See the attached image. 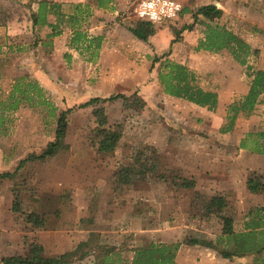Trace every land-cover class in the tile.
Returning a JSON list of instances; mask_svg holds the SVG:
<instances>
[{
  "label": "rangeland",
  "instance_id": "obj_1",
  "mask_svg": "<svg viewBox=\"0 0 264 264\" xmlns=\"http://www.w3.org/2000/svg\"><path fill=\"white\" fill-rule=\"evenodd\" d=\"M37 1L0 0V100L15 79L27 75L43 88L55 106L52 110L42 104L21 105L10 112L0 104V255L17 247L9 236L18 232L12 224L21 225L28 206L35 201L47 208H44L45 213L38 214L41 218L46 213L61 218L62 210L67 211L64 215L68 225L78 216L73 209L67 210L73 203L88 207L91 218L96 216V219L99 218L95 214L97 208H108L110 224L126 220L128 227L134 229L133 233L138 226L129 221L134 216L126 215V208L127 214L133 210L147 224L156 225L176 218L182 243L188 237L211 240L221 229L223 214L235 216L234 227L241 229V217H236L237 206L242 209V215L247 208L241 206L239 199L236 201L235 191L249 190L254 195L250 200L264 204V166H261L264 155L255 150L254 135L264 129V104L258 103L248 116L239 115L231 131L220 132L227 103L247 90L243 66L225 49L214 53L195 51L194 47L208 26H223L258 49L257 57H249L248 62L253 67L264 68V0H181L186 8L185 16L157 27L156 35L148 38L151 41H147V45L117 30L110 42L117 50L109 45V29L115 26H118L116 29L127 28L135 15L130 0H113L117 11L112 15V21L106 23L102 34L103 41L107 37L105 44L111 50L96 67L85 63L88 62L87 53H80L69 45L57 56L49 54L51 43L45 36L41 37L42 28L31 32L28 22L29 10H36ZM68 2L62 1L63 9L72 8L73 3ZM91 6L82 22L84 29L96 18L92 17L94 10L112 11L110 7ZM175 37L177 40L166 46L165 41ZM39 42L46 48L45 53L35 49ZM164 51H169L170 58L194 68L200 74L202 85L226 88L225 107L219 111H206L162 92L157 81V68L150 69L149 66L153 56ZM46 58L45 66L49 72L46 81L41 83L36 77L39 74L35 62L41 63ZM133 90L144 101L140 110L133 105L134 95H130L133 100L130 105L121 98L96 105L104 109L106 126L119 129L121 134L112 152L99 151L94 106L79 108L77 105L96 95L128 94ZM67 108H72L67 113L64 139L67 147L52 157L26 159L29 154H39L53 139L57 115ZM200 167L207 172L203 171L204 176L196 180L189 172L196 173ZM207 173L212 181L221 182L222 190L232 193H229L232 202L227 210L207 207L211 195L207 192ZM233 176L237 177L238 186L232 184ZM183 178L193 179V187H180ZM141 194L146 196L143 201L137 200ZM173 198L180 200L182 211L178 216L167 210ZM129 232L115 228L105 240L92 237L80 248L79 254L100 256L110 242L114 246L120 245L122 233ZM152 240L156 238L152 237ZM213 252L215 255L208 256L212 260L213 256H218ZM80 255L75 257V264L79 263ZM260 256L264 258V251ZM194 257H189L190 264H198V258ZM243 257L248 258L246 264H257L256 255Z\"/></svg>",
  "mask_w": 264,
  "mask_h": 264
},
{
  "label": "trees",
  "instance_id": "obj_2",
  "mask_svg": "<svg viewBox=\"0 0 264 264\" xmlns=\"http://www.w3.org/2000/svg\"><path fill=\"white\" fill-rule=\"evenodd\" d=\"M94 2L97 7L109 8L113 0H94ZM184 12L185 8H182L181 17ZM89 13L90 10L87 4H72V12L65 13L59 2L39 0L37 1L36 10H29L28 22L31 32H37L43 26L49 27L50 31L45 34V38L49 40V43H51L52 37L61 33V26H68L71 29L69 46L75 50H79L80 53H87L86 60L93 61L98 56L103 36L89 34L82 27V22H84L85 17ZM49 15L54 16L53 22L48 20ZM134 19L133 23L127 26V29L135 38L143 42H147L148 38L154 35L157 32V27L160 26L136 16ZM194 19L195 17L193 16V21ZM190 27L185 26L184 28ZM176 40V37L170 39L169 45ZM43 42L44 44L47 43ZM221 49L227 50L231 57L243 66L244 79L247 85V90L244 93L233 97L226 105L225 121L219 127L220 132L226 133L232 130L235 120L239 115H250L256 105L264 101V68L253 67L248 62L249 57H257L259 53L258 49L252 48L246 40L223 26H208L204 32V36L198 40L197 45L194 47L195 51L207 50L214 53ZM66 57H68V54H66ZM149 67L150 69L157 68V81L162 92L165 94L186 100L208 111L214 112L216 110L218 103L216 88L202 85L200 74L185 62L170 58L169 51H164L159 55L153 56ZM130 95H134L135 97L133 105H135L136 110L142 109L145 105L144 101L135 90L128 94L96 95L77 105L79 108L89 105L94 106L93 113L97 123L95 130L99 136L97 141V149L99 151L112 152L121 134L119 129L106 126L107 117L104 109L102 106L96 105L118 98H121L126 105H130L133 102V100H130ZM51 103L45 95L43 88L27 75H22L15 79L10 90L0 100V104L4 105L6 110L10 112L17 110L21 105L38 106L41 104L53 110L55 106ZM71 110L72 108H67L59 111L53 139H50L46 143L39 154H29L26 159L52 157L60 149L67 147L64 139L67 127V113ZM1 132L2 130H0ZM254 135L257 141L255 150L264 155V129L258 130ZM4 174L8 175V173ZM179 185L182 188L188 189L193 187L194 180L183 178ZM225 206V199L221 195L215 194L208 198L207 207L209 209L216 208V210L221 211ZM25 220L34 226L40 227L43 225V219L34 212H28L25 215ZM233 223V216L231 214H223L221 216V233L214 240H199L198 238L189 237L184 240V243L204 245L215 250L221 257L228 259L247 254L256 255L255 260L257 264H264V258L260 256L264 251V205L254 206L247 210L243 216L242 229L235 230ZM132 240H135L132 243L134 248H131L133 249V255L130 261L124 260V264H175L176 253L182 244V241L178 239L167 241L146 239L143 244H140V240ZM88 243L89 240L80 242L73 251H67L54 256H44L40 253L39 244L31 242L28 244V250L25 254L15 253L5 255L1 257L0 263L72 264L75 257L80 255V248ZM114 249V246L104 248L102 255L96 256L100 258V261H96V264H102L103 262L105 264H113L117 262L118 259H115L113 256L119 254L113 252ZM82 255L80 256L82 257Z\"/></svg>",
  "mask_w": 264,
  "mask_h": 264
},
{
  "label": "crops",
  "instance_id": "obj_3",
  "mask_svg": "<svg viewBox=\"0 0 264 264\" xmlns=\"http://www.w3.org/2000/svg\"><path fill=\"white\" fill-rule=\"evenodd\" d=\"M52 1H56L62 4V1H69L68 3H81V4H89V8L91 9L93 5L94 7L96 6L94 0H92L91 2H89V0H52ZM210 1V0H209ZM182 2V1H181ZM194 4L196 3V1L193 2ZM210 3V2H209ZM116 5H114V3H112V6L109 9H112V11H110L109 13L103 12V10H94L92 17L96 18L94 19V21L92 22L91 25H87V27L85 28V30H87V32L89 34L92 35H102L104 32V27L106 25L107 22H111L112 21V15L117 11V9L115 8ZM183 8H185L183 6ZM186 9V8H185ZM62 10L65 13H71L72 12V8H67V9H63ZM185 13H183L184 15ZM182 15V16H183ZM97 16L102 17V19H99ZM185 16V15H184ZM48 20L49 21H54V16L49 15L48 16ZM85 22V20H84ZM114 24V23H113ZM116 24H114L115 26ZM118 26H115L114 28L109 29L108 34H109V45H113L110 42H112L113 38V34L119 30L121 32H124V34L128 37H130L131 39H135L137 42L142 43L144 45H147V42H143L137 38H135L132 33L125 27L120 26L119 29H116ZM42 28V34L41 37L44 38L45 34L47 32L50 31V28L47 26H43ZM61 33L55 37L52 38V42H51V46H50V55L51 56H57L58 54H60L62 51L67 50L68 49V45H69V39L71 37V29L66 26L63 25L61 26ZM110 32V33H109ZM156 33L150 37L155 36ZM103 36V35H102ZM107 37H104V41L101 43V47L98 51V56L96 57L95 60L93 61H88L85 63H89L90 65H92L91 67H96L98 66V64H101L102 61L105 59L106 57V53L111 50L108 47V44L106 45L105 43ZM151 41V38L148 40ZM166 46L169 45V40L165 41ZM164 44V45H165ZM113 48L117 50V47L115 45H113ZM35 49H38L40 52L45 53L46 48L42 46L41 42L37 43L35 46ZM74 49V48H72ZM75 50V49H74ZM48 51V50H47ZM79 51V50H78ZM155 51H157L155 49ZM49 52V51H48ZM79 54V52H78ZM75 56V55H74ZM34 59V58H33ZM46 59H43V62L39 63V62H35L36 63V69L38 72V76H36L39 79L41 83L43 81H46L47 79V72L48 69H46ZM210 87V86H208ZM212 88V87H210ZM216 88V87H215ZM224 87H220L219 86L216 88L217 93H218V103H217V107L216 110H221L225 107L224 102L226 101L225 99H223V95L226 96L224 94L225 91H227V89ZM247 89V87L245 88ZM223 92V93H221ZM228 96L227 99L229 100L231 98ZM172 97V96H171ZM175 98V97H174ZM223 101V102H222ZM264 104V101L260 102ZM192 104V103H191ZM194 105V104H193ZM197 106V105H196ZM258 106V104L256 105ZM199 107V106H198ZM202 108V107H201ZM205 109V108H202ZM206 111H208L207 109H205ZM191 147V146H190ZM259 157V154L256 155V157ZM262 164L264 166V158L262 157ZM197 172L195 173L194 171L189 172L190 174H192L194 177V179L198 180V178H200L202 175V172H207L205 171L204 167H200L199 169H196ZM214 172V171H213ZM199 173V174H198ZM209 173L206 174V180H208V190L207 192L210 193L212 195L218 194L224 197L225 199V203L226 206L225 210H227V206H229V204L232 202V200L230 199V194H232L230 191H225L222 190L220 188L221 182L217 181L214 182L211 180V178L209 177ZM237 177L233 176V179L231 180L232 184H234L235 186H238V183L236 182ZM213 182V184H212ZM203 185V183H201ZM51 187V186H50ZM146 195V192H144ZM235 199L237 201V199H239V201L241 202V206L242 207H246L247 210L251 207L254 206H258V205H264V204H257V202H253L254 200H250L252 199V197H254L253 193H251L249 190L248 191H235ZM234 196V195H232ZM140 198L137 199L139 201H143L144 197H142V194L139 196ZM243 199V200H242ZM67 206V203H65ZM171 206L169 208H167V210H170V212H172L173 216H178V214L182 211L181 208V204H180V200L173 198L172 202H171ZM31 205V204H30ZM28 206V212H34L35 214H41L40 212H46L45 206L40 205L39 201H35L33 203L32 206ZM70 207V208H69ZM130 207H132V204L130 205ZM45 208V209H44ZM69 209H73L72 211L75 212L76 216L73 220V224L71 223V225H68L69 223L66 222V217L64 215V212L67 211H63V214L61 215V218H57V217H50L48 216V214L46 213L44 216H42L43 219V225L38 227V226H34L31 223H28L26 221V224H24L25 220H22V224L21 225H17L16 222L12 224V227H16V229L18 230V232L16 231V233L14 232L12 235H9V232H6L10 237H12L13 243H15L17 245L16 248H12L10 249V253L8 254H4V255H0V259L1 257L5 256V255H9V254H25L26 251L28 250V244L31 242H35L38 243L40 246V253L44 256H54V255H59L61 253L67 252V251H73L80 242H85L88 241L89 239H92V237H95L96 239L100 238L102 240H105L106 238L109 237V232L114 230L116 228V231L122 230L124 231V233H126L127 230H129L130 232L128 234H124L122 233V237L124 238H120L119 241L121 240L120 245H112L114 243L110 242V239H108V241L110 242L109 247L114 246L115 249L113 250V252H116V254L118 253L119 255L113 256L115 259H118L117 262L113 263V264H124V260L130 261V259L132 258L133 255V242L135 240L132 239H136V240H140V244L145 243L146 239H152V237H155L156 240L155 241H167V240H180V236L178 234V229L177 224L178 221L175 218V220L173 221H163L162 223H157L156 225H152V224H147V222L143 219H141V217H139V213H135L133 210L129 213L127 211V208L125 210V214L126 215H133L134 217H130L131 219L129 221H131L135 226H138L135 229V232H131L133 231L130 226L129 223L124 220L122 222H116V224H110L111 221H109L110 219V215H111V211L108 210V208H103V207H99L97 208L95 211V214L99 215L98 219H96V216L91 218V214H90V209L88 210V207L84 206L83 204L80 203H76L73 205H69L67 206V210ZM241 208L240 206H237V213H236V217L240 216L241 217V221H243V216L246 212L242 215L241 214ZM89 211V212H88ZM245 210H243L244 212ZM185 212V211H184ZM94 213V212H93ZM106 214V216L104 215ZM169 214V212H168ZM229 214V213H228ZM88 215L90 217H88ZM115 215V213H114ZM233 216V215H232ZM235 217V216H234ZM233 217V221L235 223V219ZM169 218V217H167ZM233 223V226H234ZM132 224V225H133ZM138 229V230H137ZM235 229V227H234ZM242 229V227H241ZM236 230V229H235ZM101 231V233H100ZM221 233V229L219 231L218 234L215 235V237L211 238V240H214L218 235H220ZM189 238V237H188ZM93 239V240H96ZM132 240V242H131ZM105 242V241H104ZM12 243V242H9ZM19 244V247H18ZM123 247V248H122ZM183 251V252H182ZM215 250H212L209 247L206 246H202V245H198V244H194V245H189V244H184L182 243L176 253V257H175V264H190V260L189 257L192 255H195L194 258H198L196 260V262L198 264H212V262L214 263H218V264H227L226 261H232V263L234 264H246L247 259L246 257L240 256V257H233V259H228V258H223L221 257L216 251V253L218 254V256H213L214 259H210V255H212V253L214 254ZM184 255H182V254ZM215 255V254H214ZM119 256V257H118ZM118 257V258H117ZM84 258V259H83ZM100 261V258L92 255L91 253L89 254H83L82 257L79 256L78 257V264H96V261ZM98 261V262H99ZM1 264V263H0ZM72 264H75L74 262ZM102 264H105V262H103Z\"/></svg>",
  "mask_w": 264,
  "mask_h": 264
},
{
  "label": "built area",
  "instance_id": "obj_4",
  "mask_svg": "<svg viewBox=\"0 0 264 264\" xmlns=\"http://www.w3.org/2000/svg\"><path fill=\"white\" fill-rule=\"evenodd\" d=\"M152 2L154 4V10H156L157 12L158 19L156 20L150 19L147 12L143 16L138 14L136 9L138 8V6H140L141 0H130L133 14L140 19L147 20L149 22H152L160 26L166 23H172L175 20L181 18L180 14L183 8V4L181 0H152ZM169 6L172 7V13H173L172 15L167 14V9ZM160 7L165 8L164 13H161L159 11Z\"/></svg>",
  "mask_w": 264,
  "mask_h": 264
},
{
  "label": "clouds",
  "instance_id": "obj_5",
  "mask_svg": "<svg viewBox=\"0 0 264 264\" xmlns=\"http://www.w3.org/2000/svg\"><path fill=\"white\" fill-rule=\"evenodd\" d=\"M136 11L141 16H143L147 12V14H148L150 19H153V20L158 19L157 12H156V10H154V4H153L152 0H141V4H140V6H138ZM159 11L161 13H164L165 12V8L164 7H160ZM167 14L168 15H172L173 14L171 6L168 7Z\"/></svg>",
  "mask_w": 264,
  "mask_h": 264
}]
</instances>
